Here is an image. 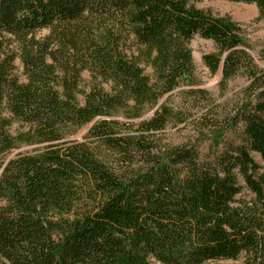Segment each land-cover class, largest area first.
I'll list each match as a JSON object with an SVG mask.
<instances>
[{
	"label": "trees",
	"instance_id": "16d2710c",
	"mask_svg": "<svg viewBox=\"0 0 264 264\" xmlns=\"http://www.w3.org/2000/svg\"><path fill=\"white\" fill-rule=\"evenodd\" d=\"M198 1L0 0V264H264V68Z\"/></svg>",
	"mask_w": 264,
	"mask_h": 264
},
{
	"label": "rangeland",
	"instance_id": "374dc122",
	"mask_svg": "<svg viewBox=\"0 0 264 264\" xmlns=\"http://www.w3.org/2000/svg\"><path fill=\"white\" fill-rule=\"evenodd\" d=\"M195 5L201 10L209 11L218 17H228L235 23L239 24L246 40L250 44L249 53L253 57L255 63L261 68H264V21L259 17L256 5L230 2L227 0H199ZM47 33V31H43L40 33V36H45ZM190 48L192 50V56L196 67V78L199 82L198 87L208 90L215 99L224 101L226 99L235 98V96L247 86L245 78H236L229 83L228 90L223 97V93L218 86L220 74L213 76L202 62L204 55L215 51L214 44L211 41L195 37L190 44ZM17 68L18 75L21 76L22 66L19 61H17ZM146 73L152 75V70L147 69ZM92 83L91 74L89 72H84L82 74V89L88 91ZM106 89L109 90V87L106 86ZM182 89L175 92V102H180L181 98L179 97V93ZM21 129V125H14V132ZM188 135L189 133L187 131L170 130L167 132L168 139L175 144L183 142ZM207 149V145L202 148L203 154L207 152ZM26 150L28 149L26 148L24 151ZM253 157L262 166V172L264 173V161L257 154H253ZM244 195H249V193L244 191ZM209 264H246V262L244 258H241L237 261H218Z\"/></svg>",
	"mask_w": 264,
	"mask_h": 264
}]
</instances>
